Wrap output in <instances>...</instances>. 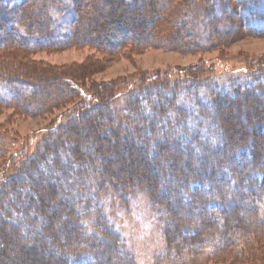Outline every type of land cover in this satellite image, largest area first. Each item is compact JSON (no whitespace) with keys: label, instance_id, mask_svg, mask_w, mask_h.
Returning <instances> with one entry per match:
<instances>
[{"label":"trees","instance_id":"1","mask_svg":"<svg viewBox=\"0 0 264 264\" xmlns=\"http://www.w3.org/2000/svg\"><path fill=\"white\" fill-rule=\"evenodd\" d=\"M3 2L6 3V9L10 8L8 10L13 12V21L3 16L6 11L3 9ZM257 2L258 0H238L242 10L239 17L243 26L253 33L259 28L257 23L264 22V12H260L259 16L256 13L259 4L264 11V4L260 0ZM228 6V0H0V49L14 45L27 51L74 45L94 47L102 54L109 55H119L127 49L130 52L132 46L163 47L166 43L177 48L191 46L212 49L222 39L216 26L220 27L218 24L222 22L227 26L234 25L225 16L228 15L225 12ZM218 14L223 16L214 18ZM199 16L202 17V22L197 26L195 22ZM212 18L217 19L216 22H211ZM3 24L6 28H1ZM20 58L25 60L23 55ZM254 70L253 74L263 72L264 67ZM90 71L82 63L50 74L43 71L39 75H35L37 72L34 67L26 74L2 68L0 104L11 105L24 113L31 110L38 111V114L48 111L57 104L72 101L76 95L85 93L77 85L88 78ZM154 82L148 77L141 79L142 85L146 87L153 86ZM88 88L92 93L88 92L86 95L95 99L88 106L92 111L86 113V104H82L80 100L74 102L68 113L60 115L59 118L64 121L60 128L54 125L49 130V135L54 134L53 138L47 135L39 143V146L44 144L43 150L33 156L24 155L22 149L14 148V141H8L5 145L0 139V164L5 174L3 184H0V212L8 211L10 196L14 194L18 197L28 185L33 192L34 206L43 218V236L38 235V238L21 232L18 225L7 219H0V264H74V261L71 262L57 252L40 250L37 239L44 242L48 239L57 247L61 244L69 256L89 255V262L78 264H135L136 260L129 252H125L123 245H104L98 238L86 233L74 213H61L60 208L63 209L66 201L60 198V189L53 182H45L42 176L31 173L43 154L54 153L62 148H66L73 159L84 163L87 161L90 166H93L91 161L97 157L101 167L99 184L111 182L114 188L119 186L130 191L137 186L145 189V195L155 213H166L161 220L162 231L160 230L165 251L170 250L169 245L176 249L175 259L166 260L164 264L186 263L178 259L185 246L184 235L181 234L184 229L187 231L185 238L196 237L194 250L190 248L187 251H196V254L206 252L209 259L219 257L221 262L236 257L247 259L252 258L254 250L261 249L264 238L255 236H264L262 209L256 203L239 209L247 203L246 199L252 201L253 198L251 190L244 188V180L251 173L264 172L263 90L250 94L240 87L233 91L236 94H226L227 98L222 100L224 102L213 100L212 111L210 106L207 108L206 115L203 116L204 123L210 128L216 125L218 134L214 136H217L223 149L217 156L216 149L208 150L210 152L206 161L215 164V168L209 171L193 156L184 158L178 144L168 137L152 134L151 131L155 129L152 126L150 128L149 125L136 123L127 129L121 122L112 126L96 124L94 117L105 114V111L109 113L111 108L108 104L125 87L122 88L117 80H108L89 84ZM90 106L94 107L90 109ZM238 113L242 119L239 122L232 118ZM121 116L123 117L122 114ZM71 119H78L80 123L70 121ZM81 124L90 128L89 144L88 141L78 140ZM147 133L149 135L145 136ZM152 147H155L157 154L152 153ZM11 148L14 149L9 155L2 157ZM91 150L95 155H92ZM240 154L249 160L245 163L235 162L234 159ZM151 155L166 160L168 171L160 174L150 172ZM14 156L18 157L17 161H14ZM155 163L157 164V160ZM206 169L209 175L203 176ZM219 175L224 178L218 180ZM165 181L174 182V194L163 198L164 204L159 203L156 207L154 204L161 199L156 197L159 187ZM253 181L251 178L248 183ZM192 184L196 187L205 184L208 187L205 191L207 194H196L185 202L181 199V190ZM97 186L100 187L98 184ZM212 202L226 206L219 217L207 212V207ZM53 205L56 208H52ZM110 207L112 209L113 205ZM58 220L65 223L60 227L57 225ZM234 225L239 228V235L245 234L252 238L251 241L238 246V240L233 235ZM60 230L65 234L63 239L59 237ZM194 230L197 233H193ZM110 234L118 237L113 232ZM213 238L217 240L215 243L211 242Z\"/></svg>","mask_w":264,"mask_h":264},{"label":"rangeland","instance_id":"2","mask_svg":"<svg viewBox=\"0 0 264 264\" xmlns=\"http://www.w3.org/2000/svg\"><path fill=\"white\" fill-rule=\"evenodd\" d=\"M260 1L261 4H264L263 0ZM228 3L229 6L225 11L228 15L224 14L227 19L234 22H232L234 25L227 26L228 24L222 22L218 24L221 25L220 27L216 26L222 39L212 49L191 48V46L177 48L169 43L163 47L132 46L130 52L127 49L119 55L102 54L94 47L74 45H57L56 47L27 51L14 45L0 49V69H15L20 74L27 72L31 67H34L37 72L35 75H39L43 71L50 74L64 67H76L81 63L84 68L91 70L88 78L80 84L81 86L77 85L78 88L82 87L85 93L76 95L72 101L62 102L61 105L57 104L53 109L49 108L48 111L38 114V111L31 110L29 113H24L11 105L0 104L1 141H4L5 145L8 141H14L16 143L14 148L22 149L24 155L33 156L34 153L43 150L44 144L39 146V143L43 142L47 135L53 138L54 134L49 135V130L54 125L60 128L64 123L59 118L60 115L68 113L74 102L80 100L82 104H86L85 110L83 109L86 113L92 111L88 106L94 102L91 100L95 99L86 95L88 92L92 93L89 91V84L117 80L119 85L125 89L121 90L120 95L118 94L119 96L108 104L111 108L109 113L105 111V114L101 113L98 117H94L96 124L112 126L121 122L127 129L136 123L149 125L150 128L152 126L155 128L151 131L152 134L168 137L172 142L178 144L184 158L193 156L211 171L215 168V164L214 162L207 163L206 158L210 152L208 150L216 149L217 156L223 149L221 142L217 140L218 138L216 139L217 136H214V134H218L216 125L214 124L210 128L208 124L204 123L203 116L206 115L207 108L210 106L212 111L213 100L224 102L227 98L226 94H236L234 92L240 87L246 91L245 93L254 94L263 90L261 92L264 94V70L253 74L255 68L264 67V22L257 23L259 28L256 33L249 31L243 26L242 19L239 17L242 10L238 0H228ZM2 5L6 10L3 16L13 21L11 17L13 12L8 10L10 8L6 9V3ZM262 9V5H257L258 16L261 14L260 12H264ZM229 11L231 12L229 13ZM216 16L222 17L223 14L214 15V18ZM197 18L195 23L200 26L202 17ZM214 18L210 19L211 22H216L217 19ZM1 28H6V25L3 24ZM22 55L25 60L20 58ZM31 75L33 74L31 73ZM144 77L155 81L154 87L142 85L141 79ZM92 107L94 106H90V109ZM239 115L240 113L235 114L232 118L237 122H239L238 120L242 121ZM74 120L76 123H80L78 119L70 121ZM70 123L68 125H71ZM78 132V140L88 141L89 144L90 128L88 125L81 124ZM103 134L105 136L106 132ZM147 135L149 133L145 136ZM251 136L253 137L252 134ZM14 148L5 149L2 157L8 156ZM152 148V153L157 154L155 147ZM91 151L92 155H95L93 150ZM17 158L14 156V161H17ZM97 159L96 157L92 160L93 166H90L87 161L84 163L73 159L67 149L62 148L54 153L43 154L38 162H35V169L31 173L34 176H42L45 182H53L60 189L59 196L62 201L63 199L66 201L63 209L60 208L61 213H74L76 220L81 223L86 233L98 238L104 245L110 247L118 244L123 245L125 252H129V255L136 260L135 264H164L166 260L175 259L174 251L176 249L169 245L170 250L165 251L162 232H160V230L162 231L161 220L166 213L164 214L162 211L155 213L145 195V189L140 186L130 191L119 186L114 188L111 182L106 185L102 182L99 184L101 167ZM158 159L156 155H151L149 171L154 174L168 171L166 160L162 157H158ZM234 160L245 163L249 159L240 154ZM3 169L0 164V184H3L5 175L2 172ZM208 170H205L203 176L209 175ZM217 178L219 180L224 177L219 175ZM251 178L254 181L248 183ZM194 184L181 190L183 201L188 202L196 194H204L208 189L205 184L199 187ZM243 184L246 190H251L253 198L252 201L246 199L247 203L245 202L244 207L239 210L247 207L250 203H256L262 209L261 215L264 218V172L251 173ZM173 188L174 182L161 183L158 196H156L161 199L154 206L158 207L159 203L164 204L163 198L172 197ZM32 197L33 192L31 188H28V185L18 197L14 194L12 197L10 196L8 211H1L0 219H7L12 224L18 225L23 233L36 237L43 236L41 231L43 218L39 215L37 207L35 208ZM110 205H113L112 209ZM51 207L56 208L54 205ZM225 207L218 202H212L207 207V212L212 216L219 217L226 209ZM230 214L232 215L233 212ZM62 223L65 221L58 220L57 225L61 227ZM233 227L235 231L232 232L238 240V246L243 243L246 245V241H251L252 238L246 237L245 234L240 233L239 235L237 226ZM110 232L118 237L111 236ZM186 232L184 229V232L181 233L184 235L185 251L182 249L183 253L178 258L184 260L186 262L184 264H264V244L261 249L254 250L252 258L238 259L236 257L221 262L218 260L219 257L209 259L206 252L196 254V251H187L190 248L194 250L193 245H195L196 237L194 239L185 238ZM193 233L197 232L194 230ZM64 236V232L60 230L59 237L63 239ZM255 237L264 238L262 234ZM216 241L215 238L211 239L212 243ZM37 243L40 250L57 252L71 262L74 261V264L89 262L88 254L69 256L61 244L60 247H57L54 242L51 243L48 239L46 242L37 239ZM43 259L46 260L44 257Z\"/></svg>","mask_w":264,"mask_h":264}]
</instances>
